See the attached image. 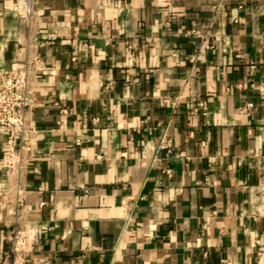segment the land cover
I'll return each instance as SVG.
<instances>
[{"label": "crops", "instance_id": "0c3cea01", "mask_svg": "<svg viewBox=\"0 0 264 264\" xmlns=\"http://www.w3.org/2000/svg\"><path fill=\"white\" fill-rule=\"evenodd\" d=\"M31 7L29 48L0 16V67L39 71L16 217L0 168V264L16 222L41 229L24 264H264V0Z\"/></svg>", "mask_w": 264, "mask_h": 264}, {"label": "built area", "instance_id": "2783aa9c", "mask_svg": "<svg viewBox=\"0 0 264 264\" xmlns=\"http://www.w3.org/2000/svg\"><path fill=\"white\" fill-rule=\"evenodd\" d=\"M7 11L13 12L26 25V48L31 47L30 43L37 32V20L43 15L42 10H33L31 0H18L8 9L0 11V16ZM35 64L36 60L23 58L13 60L7 68L0 67V143L3 145L0 168L6 171L8 180L14 183L16 195L14 208L10 212L15 217L21 210L19 183L31 165V137L36 133L30 125V115L36 105L33 84L39 77ZM17 225L16 222L9 229L5 241L10 247L11 264H24L25 243L31 234L41 229L22 230Z\"/></svg>", "mask_w": 264, "mask_h": 264}]
</instances>
